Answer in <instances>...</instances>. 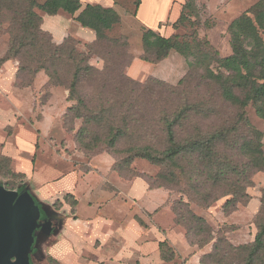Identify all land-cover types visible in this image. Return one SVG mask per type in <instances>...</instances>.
Returning <instances> with one entry per match:
<instances>
[{"label":"trees","instance_id":"1","mask_svg":"<svg viewBox=\"0 0 264 264\" xmlns=\"http://www.w3.org/2000/svg\"><path fill=\"white\" fill-rule=\"evenodd\" d=\"M38 11L75 16L94 39L85 50L71 36L56 43L43 30ZM119 22L113 9L82 7L80 0H0V39H7L0 68L10 60L18 63L16 88L31 87L44 72L47 85L68 91L66 100L72 104L62 116L63 128L88 160L110 155L111 170L119 176L131 173L135 160L158 167L155 179L134 177L150 190L167 191L168 203L171 192L181 194L171 204L174 224L184 230L190 247L211 246L199 264H264V188L252 218L255 236L246 244H231L227 234L232 228L214 233L190 208L194 204L205 210L224 200L222 211L230 213L240 200L250 198L253 176L264 173L263 134L246 112L251 106L264 116V0L229 25L231 54L224 58L208 42L170 43L153 30L144 31L141 61L157 65L172 50L194 59L176 85L153 78L141 83L127 76L133 60L127 41L106 34ZM93 57L103 61L101 69L91 65ZM74 121L81 122L79 128L73 127ZM10 163L9 157L0 156L4 189L14 192L9 180L24 174L12 172ZM159 253L166 262L176 257L167 242L159 244Z\"/></svg>","mask_w":264,"mask_h":264},{"label":"rangeland","instance_id":"2","mask_svg":"<svg viewBox=\"0 0 264 264\" xmlns=\"http://www.w3.org/2000/svg\"><path fill=\"white\" fill-rule=\"evenodd\" d=\"M36 1L41 4L44 0ZM113 2L115 5L114 11L119 16L120 22L111 30L106 31V34L110 38L124 37L126 39L128 51L133 58L131 65L126 69L127 76L141 83L153 78L167 84L176 85L187 73L188 62L194 59L192 57L185 58L172 50L163 62L157 65H147L139 59L142 54L143 32L147 29L153 30L159 36L168 39L170 43L175 42V40L190 44L205 41L219 53L220 57L224 58L231 54L228 34L229 25L239 16L248 12L258 0H113ZM153 5H156L157 9H151ZM38 13L46 19V22L48 21V15L53 16L49 12L38 11ZM56 14L66 16L69 20L66 22L71 23V15L69 16V14L62 11ZM54 16L56 15L54 14ZM72 26V24L68 26V29L69 27L70 29L67 36L77 40L79 42L78 48L85 50V45L90 42L80 40L78 36L74 35L77 25ZM6 40V37L0 39V56L5 51ZM10 61L16 63L14 67L17 69L18 63L15 60ZM90 63L97 69L103 67V61L98 57H93ZM4 71L2 74L5 73L8 77L12 72L8 68ZM47 82L48 79L44 72H39L35 76L31 87L19 89L13 86L12 83L10 90L9 88H0V156L3 155L2 151L5 145L8 146L10 152L11 149H15V142H12L11 139L14 134H17L20 126L31 127L35 138H37L36 151L32 157L33 164H31V170L28 169V174L14 172L12 161L10 163L12 172L24 174V178L9 180V188L12 187L15 193L24 192L25 190L30 195V192L32 193V190H34L35 192H33L37 194L39 191H36V188L38 189L39 186L44 187L53 178L61 176L62 173L70 171L73 167H79L82 173H95V176L108 171L115 173L111 170L113 159L106 153L94 157L92 163L93 167L96 168L94 172L90 168L92 159L88 160L86 158L88 162L84 161L81 164L75 158L82 156V154L76 151L74 136L64 130L62 122V116L72 104L66 100L68 91L61 86L47 85ZM11 91L15 93H18L17 91L25 92L30 102L26 103L24 100L19 105L20 107L16 106L10 100L9 93ZM246 112L250 124L263 134L262 146L264 150V116L257 115L251 106L246 108ZM80 123V121H74L73 127L79 128ZM69 125L71 124L68 123ZM109 164H111L110 168H108ZM130 170L131 173L123 171L121 176L115 174L120 178L123 177L122 179L126 178L127 181L131 177V180H133L136 175H145L155 179L160 171L158 167L152 166L144 160L133 161ZM46 176L51 179L46 178ZM6 180L0 178V212L4 216V220L13 219L14 221L15 219L16 221L21 217L17 210L13 208L14 196L3 195ZM252 181L253 187L247 191L250 198L240 200L235 210L230 213L226 214L222 211L224 200L205 210L199 209L194 204H190V208L196 215L206 220L214 233L220 228H232V231L230 229L227 234V239L231 244L249 243L253 241L256 232L252 218L260 204L261 192L264 188V173H256ZM170 195L172 197L169 203L167 200V205L171 210L172 202L179 199L181 194L171 192ZM64 199L69 202L67 197H64ZM59 202L61 201H55L53 206L59 208L61 205ZM27 226L23 228L25 231L31 228L29 225ZM25 231L13 226L6 227L5 233L8 237V245L10 244L11 247V253L9 254L11 264H27L25 255L29 253L31 254V264H59L58 262H52L50 257L45 256L43 247L40 248L41 251H35L37 248V243H34L36 239ZM6 243L0 240L1 251Z\"/></svg>","mask_w":264,"mask_h":264},{"label":"crops","instance_id":"3","mask_svg":"<svg viewBox=\"0 0 264 264\" xmlns=\"http://www.w3.org/2000/svg\"><path fill=\"white\" fill-rule=\"evenodd\" d=\"M80 2L82 6L97 4L115 10L113 0ZM151 9L155 10L157 6L153 5ZM52 15H48L47 22L43 18L42 28L52 35L54 42L60 43L67 36L70 24L72 27L77 25L74 35L80 40L90 42L94 39L92 31L75 22V16L67 23L66 16ZM15 64L8 61L3 69L0 68V88L10 90L12 83L14 86ZM7 68L12 70L9 77L2 74ZM17 92L9 93L16 106L20 107L24 100L30 102L25 92ZM19 128L11 139L15 149L10 152L5 145L2 154L11 159L14 172L28 174L37 138L31 127L23 125ZM75 158L81 164L88 162L82 156ZM94 159L90 161L92 172L96 169L92 165ZM94 174L82 173L79 167H73L44 187L36 188L37 194L34 190L30 195L25 190L13 192L17 212L27 217L22 228L31 227L21 230L34 236L38 248L35 251H41L43 247L45 256L59 264H199L201 255L210 251L211 246L200 250L188 245L184 231L174 224L167 205L168 193L163 189L150 190L141 178L126 181L110 171ZM64 197L69 202L63 200ZM57 200L61 201L59 208L53 206ZM162 242L175 250L174 260L161 259L159 244ZM30 257V253L25 255L27 264H31Z\"/></svg>","mask_w":264,"mask_h":264},{"label":"water","instance_id":"4","mask_svg":"<svg viewBox=\"0 0 264 264\" xmlns=\"http://www.w3.org/2000/svg\"><path fill=\"white\" fill-rule=\"evenodd\" d=\"M4 194L3 195H13L15 199V195L13 194V192H10V191H6L4 190ZM3 192V191H2ZM14 201L12 202V205H13V208H15V205H14ZM1 205V203H0ZM16 210V208H15ZM19 214V213H18ZM21 219H17L15 221H13V219H7V220H4V216L1 214L0 212V240L4 241L6 243V246L3 248V250L1 251L0 250V264H11L10 261H9V254L11 253V247H10V244L8 245L9 241H8V237L5 233L6 231V227H9V226H13L14 228H17V229H21L23 227V225L25 224V221L27 220L26 216L22 213V214H19ZM12 218V217H11ZM13 218H15L13 216ZM23 229V228H22Z\"/></svg>","mask_w":264,"mask_h":264}]
</instances>
